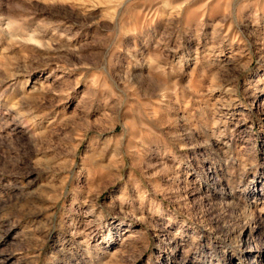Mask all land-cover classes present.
Returning <instances> with one entry per match:
<instances>
[{"label":"rangeland","instance_id":"374dc122","mask_svg":"<svg viewBox=\"0 0 264 264\" xmlns=\"http://www.w3.org/2000/svg\"><path fill=\"white\" fill-rule=\"evenodd\" d=\"M0 264H264V0H0Z\"/></svg>","mask_w":264,"mask_h":264},{"label":"bare ground","instance_id":"6f19581e","mask_svg":"<svg viewBox=\"0 0 264 264\" xmlns=\"http://www.w3.org/2000/svg\"><path fill=\"white\" fill-rule=\"evenodd\" d=\"M250 236H251V235H250ZM247 253H248V254H249V256H251V257H252V256H254V255H253V254H254L253 252H247ZM248 254H247V255H248ZM240 259H241V258H240ZM232 261L234 262V260H233V259H231V262H232Z\"/></svg>","mask_w":264,"mask_h":264}]
</instances>
